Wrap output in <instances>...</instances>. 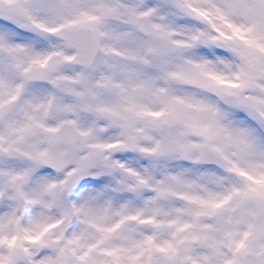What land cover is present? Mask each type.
<instances>
[{"label": "snow or ice", "instance_id": "6c2138e0", "mask_svg": "<svg viewBox=\"0 0 264 264\" xmlns=\"http://www.w3.org/2000/svg\"><path fill=\"white\" fill-rule=\"evenodd\" d=\"M0 264H264V0H0Z\"/></svg>", "mask_w": 264, "mask_h": 264}]
</instances>
